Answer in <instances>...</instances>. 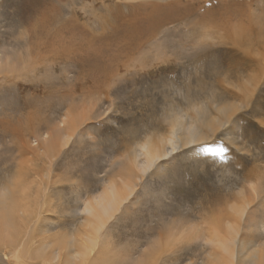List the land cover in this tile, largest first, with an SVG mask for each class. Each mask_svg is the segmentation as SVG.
I'll use <instances>...</instances> for the list:
<instances>
[{"label":"rangeland","instance_id":"374dc122","mask_svg":"<svg viewBox=\"0 0 264 264\" xmlns=\"http://www.w3.org/2000/svg\"><path fill=\"white\" fill-rule=\"evenodd\" d=\"M47 1L73 20L71 49L32 61L30 1L0 0V121L32 130L21 134L32 152L24 169L42 168L36 185L54 181L49 234L73 241L85 203L113 187L122 202L103 233L125 264L158 255L166 236L167 250L148 264H209L210 244L191 232L211 217L225 226L232 197L256 187L247 212L264 214V0ZM146 143L161 150L150 163ZM5 153L0 189L18 181L21 158ZM242 219L235 243L264 244V221L246 233Z\"/></svg>","mask_w":264,"mask_h":264},{"label":"bare ground","instance_id":"6f19581e","mask_svg":"<svg viewBox=\"0 0 264 264\" xmlns=\"http://www.w3.org/2000/svg\"><path fill=\"white\" fill-rule=\"evenodd\" d=\"M28 1H30V4L26 6L31 8L32 11L30 12L32 18L30 16V19L28 18L29 36L26 41L27 44L24 47L28 59L30 58L32 60L35 58L36 60H42L44 56L49 57L52 55L55 57L60 52L64 56L68 55L72 44L70 35L72 30L74 31L76 28L73 20L71 18L65 19L63 14L60 16V8L51 4L50 6L48 2L50 3L51 1H47L44 4L42 2L46 0L42 2L41 0H34V4L32 0ZM4 7L6 6L4 5ZM26 13L24 15L25 17ZM104 17L106 18V16ZM132 31L134 30H128L126 28L121 32L125 34L124 38L126 39L130 37L129 34H132ZM58 44L61 50L57 49ZM40 49L47 51L40 54ZM93 60L91 61L93 68L97 69L103 65V59H100L101 61L99 58ZM6 119L2 118L0 121V151H4V153L10 152L12 154L13 150L16 152V155L14 153V158L21 159L18 161V166L17 163L16 165L11 163L13 167H19L18 172L12 173L18 181L14 183L12 188L4 185L5 187L0 189V264H8L6 261L7 258H9L10 264H125V257L122 252L123 247L118 248L120 250H113L109 243L112 236L109 233H103L107 222L114 217L115 212L119 208V204L122 202L115 189L111 187L109 193L105 191V193L96 197L94 201L85 203L82 209V213L84 214L83 223L79 232L74 234L73 241L71 239L69 241L62 234L56 236L49 234L47 224L49 222L51 223V220L48 216L55 212L56 208L53 210L54 206H52L50 201L51 195L49 196L47 191H50V189L53 190L54 181L50 180L47 183V187L36 185V183H42L44 181L41 178L42 168H36L33 164L34 169L25 171L26 162H24V157L26 154L32 152L30 151V147H25L23 135L21 134L26 131L32 132V130L28 126L23 127L21 124L18 125L13 121L9 123V120ZM7 139H9V142L11 141L10 144H14L13 147L7 146L8 144L5 145ZM169 143L173 145L174 139H169ZM54 144L53 140H46L41 146L43 152L47 154V158L49 159L50 169L53 155L49 153L50 151H55ZM172 150H175L174 147ZM142 152L146 156V160L150 163L156 159L161 153V150L160 147L154 148L151 144L146 143L143 145ZM33 153L36 159L38 154H35L34 149ZM41 164H44V161H41ZM0 169L2 168L0 167ZM249 175L252 177L250 172ZM30 178L34 180L29 181ZM263 178L261 176L258 177V181ZM255 182L250 179L249 186L254 187L253 183ZM258 193L256 187V189L248 193L251 195V199L244 194L240 198L239 195L237 197L235 194L236 196L234 195L235 197H232L233 203L229 207L231 216L228 215L225 226L222 227L221 222H217L218 220L216 218L211 217L212 223L205 222L207 223V228L203 231H194L189 234L190 239H197L199 237L201 240L204 239L210 244L212 256L209 264H264V244H258V241L256 244H250L249 241L251 240L248 241L246 238L241 243H235V239L238 238L237 236H240L238 234H240L242 227V218H248L243 223L248 227L246 233L258 231L259 227L257 226L259 225L260 219L262 223L264 221L263 212H260L261 214L259 216L254 211L250 212L251 214L247 212L248 205L259 196ZM210 223L213 224L212 227ZM52 228L49 225V229L52 230ZM166 238L161 237L157 246L155 245L159 249L156 252L158 253V255L156 254L158 258L168 248V238ZM156 255L150 250H147L144 256L141 255V257L143 256L142 261L140 260L142 262L141 264H148L150 259L155 263L158 260L155 257Z\"/></svg>","mask_w":264,"mask_h":264}]
</instances>
